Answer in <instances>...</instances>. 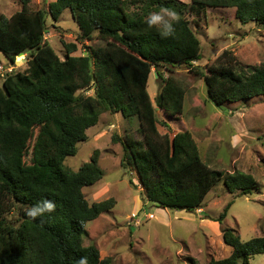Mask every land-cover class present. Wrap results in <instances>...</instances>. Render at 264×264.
Masks as SVG:
<instances>
[{
  "label": "trees",
  "instance_id": "1",
  "mask_svg": "<svg viewBox=\"0 0 264 264\" xmlns=\"http://www.w3.org/2000/svg\"><path fill=\"white\" fill-rule=\"evenodd\" d=\"M19 1L20 10L0 15V52L11 63L26 54L27 64L0 77V264H78L83 257L87 264H113L94 244H83L85 223L116 203L108 198L89 204L82 190L103 175L98 150L76 171L63 163L104 111L138 118L135 133L112 137L122 145L120 166L136 173L145 210L148 202L195 212L221 179L240 195L258 187L251 173L210 167L190 131L161 132L169 125L155 108L168 117L183 112L188 86L163 76L160 68L169 66H185L202 78L217 106L264 96V63L243 70L225 49L206 71L193 64L201 41L188 18L207 7L234 8L240 22L264 26V0H53L34 10L30 0ZM67 8L78 25V42L92 40L97 31L102 45L73 55L77 46L63 42L64 57L57 55L45 37L46 14L57 21ZM161 9H174L179 16L169 37L146 23L150 12ZM152 68L160 80L154 103L147 90ZM44 199L55 203L54 212L43 219L25 215V208ZM230 205L212 220L222 223ZM13 212L15 218H8ZM222 239L230 254L207 264H249L252 256L264 254V234L243 241L225 227Z\"/></svg>",
  "mask_w": 264,
  "mask_h": 264
},
{
  "label": "rangeland",
  "instance_id": "2",
  "mask_svg": "<svg viewBox=\"0 0 264 264\" xmlns=\"http://www.w3.org/2000/svg\"><path fill=\"white\" fill-rule=\"evenodd\" d=\"M53 0H30L29 9L47 8ZM188 3L190 0H179ZM19 0H0V15L9 17L20 10ZM135 7H131L133 10ZM191 26L201 41L200 58L193 62L206 71L214 59L225 49L233 52L243 70L264 63V26L249 22L244 24L234 16V8L204 9L199 16L189 15ZM45 37L60 58L66 52L64 44H75L73 55L90 51L103 44L97 31L90 41L78 42L79 29L65 9L57 21L46 14ZM18 55L17 70L26 62ZM26 57V55L24 54ZM22 57V58H20ZM7 58L0 52V64ZM160 68L163 76L182 79L188 86L184 108L176 117L166 116L157 109L159 120L169 127L161 132L172 135L188 130L197 142L201 158L208 165L225 172L240 170L251 173L258 184L250 194L230 192L221 179L206 195L203 205L195 212L160 208L152 203L143 209L144 193L135 171L120 166L122 145L119 139L127 132H136L138 118L124 117L121 113L104 111L98 122L87 129V139L76 144V152L67 155L64 165L76 171L89 161L98 150V163L102 177L83 187L89 204L108 198L115 200L112 209L102 212L85 223L83 244H94L100 257H109L113 264H207L210 259L228 256L231 248L223 242L222 229L232 228L246 241L264 234V96L248 100L225 102L217 106L212 102L202 78L185 66ZM151 69L147 90L154 103L160 80ZM1 82V78H0ZM92 90L86 91L91 94ZM239 142L233 147V135ZM130 178L133 183H130ZM231 205L222 223L212 220L219 216L226 204ZM8 218H15V212ZM249 264H264V254H256Z\"/></svg>",
  "mask_w": 264,
  "mask_h": 264
},
{
  "label": "clouds",
  "instance_id": "3",
  "mask_svg": "<svg viewBox=\"0 0 264 264\" xmlns=\"http://www.w3.org/2000/svg\"><path fill=\"white\" fill-rule=\"evenodd\" d=\"M179 21V16L174 9H161L159 12H150L146 18L147 25L151 28L159 26L161 29L162 37H169L174 34V24ZM26 55V54H25ZM24 56V54H23ZM26 58V57H25ZM26 62V61H25ZM239 142V135H233L231 143L233 147ZM55 203L51 200L44 199L36 204L24 209L25 215L32 218L43 219L46 214L55 211ZM78 264H87V258L83 257L79 260Z\"/></svg>",
  "mask_w": 264,
  "mask_h": 264
},
{
  "label": "built area",
  "instance_id": "4",
  "mask_svg": "<svg viewBox=\"0 0 264 264\" xmlns=\"http://www.w3.org/2000/svg\"><path fill=\"white\" fill-rule=\"evenodd\" d=\"M22 57L26 61L25 56H22ZM20 66H17L16 62L15 63H11V62H8V61H7V63L5 65L0 64V77H3L5 73L12 72L13 70L17 69V67H20Z\"/></svg>",
  "mask_w": 264,
  "mask_h": 264
},
{
  "label": "water",
  "instance_id": "5",
  "mask_svg": "<svg viewBox=\"0 0 264 264\" xmlns=\"http://www.w3.org/2000/svg\"><path fill=\"white\" fill-rule=\"evenodd\" d=\"M19 55H23V53H21V54H19ZM156 75H157V73H156ZM157 109H159V108H158V107H156V108H155V110L157 111Z\"/></svg>",
  "mask_w": 264,
  "mask_h": 264
},
{
  "label": "bare ground",
  "instance_id": "6",
  "mask_svg": "<svg viewBox=\"0 0 264 264\" xmlns=\"http://www.w3.org/2000/svg\"><path fill=\"white\" fill-rule=\"evenodd\" d=\"M19 58V57H18ZM20 58H22V57H20Z\"/></svg>",
  "mask_w": 264,
  "mask_h": 264
},
{
  "label": "crops",
  "instance_id": "7",
  "mask_svg": "<svg viewBox=\"0 0 264 264\" xmlns=\"http://www.w3.org/2000/svg\"><path fill=\"white\" fill-rule=\"evenodd\" d=\"M230 247V246H229ZM231 248V247H230Z\"/></svg>",
  "mask_w": 264,
  "mask_h": 264
}]
</instances>
